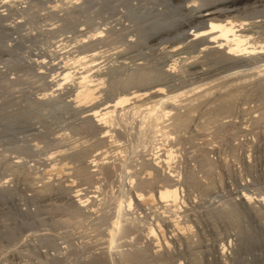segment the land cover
Here are the masks:
<instances>
[{"label":"rangeland","instance_id":"1","mask_svg":"<svg viewBox=\"0 0 264 264\" xmlns=\"http://www.w3.org/2000/svg\"><path fill=\"white\" fill-rule=\"evenodd\" d=\"M16 1L0 28V264H264V61L189 79L168 42L147 39L154 22L178 17L164 0H27L26 10ZM254 10L248 19H264V6ZM82 71L96 80L84 109L74 99ZM154 83L163 92L151 98ZM124 95L142 111L117 108L106 133L90 112ZM145 95L176 99L171 114L153 117ZM168 185L176 202L158 198Z\"/></svg>","mask_w":264,"mask_h":264},{"label":"bare ground","instance_id":"2","mask_svg":"<svg viewBox=\"0 0 264 264\" xmlns=\"http://www.w3.org/2000/svg\"><path fill=\"white\" fill-rule=\"evenodd\" d=\"M106 1V0H105ZM113 1V0H112ZM117 1V0H116ZM129 1V0H128ZM127 1V2H128ZM138 1V0H137ZM137 1H135V2H137ZM140 1V0H139ZM144 1V0H143ZM148 1V0H147ZM146 1V2H147ZM155 1V0H154ZM165 2H166V5L167 4H169L171 7H172V5H174L173 6V8L175 9V11L177 12V16L178 17H176V19L174 18V20H171V19H167V21L168 20H170V23L169 24H167V25H165V22H164V25H163V27H162V23H161V27H160V25L157 27L156 25H154L155 24V22H154V24H152L153 22H151V24H152V26L153 27H151V29H150V31H149V34H148V42L150 41V42H157L158 41V44L159 43H163V41H165V42H168L169 44L167 45L166 43H165V46L167 47V48H163V49H166V50H164V51H166V52H168V53H170L171 55H179V61H180V63L181 64H183L182 66H181V68L180 69H182L183 67H185L184 69L186 70V72H187V75L186 76H191V77H189V79L190 78H192V76L193 75H197V76H199V75H207V74H221V72H224V71H228V70H230V69H233V68H235V66H247L248 67V64L249 63H251L252 61L254 62V61H256V62H258V61H264V46L262 45H260L259 44V46H255L256 44H254L253 42L255 41V39H254V37L256 38V35L254 36V37H252L251 35H252V33H256L257 32V28H260V27H262V26H264V19H248L247 18V16H248V14L250 13V12H254V11H256V10H254V9H256V7H262V6H264V0H164ZM134 2V3H135ZM152 2H153V0H152ZM156 2V1H155ZM154 2V3H155ZM159 2V1H158ZM123 3V2H122ZM126 3V1L124 2V4ZM132 3V2H131ZM133 3V4H134ZM160 3V2H159ZM73 4V3H72ZM128 4H129V2H128ZM128 4H126V5H128ZM138 5H139V3H137ZM141 4V3H140ZM143 4V3H142ZM141 4V5H142ZM163 5V3L161 2L160 3V5ZM165 4V3H164ZM107 5V4H106ZM130 5V4H129ZM128 5V6H129ZM155 5H156V3H155ZM154 5V6H155ZM133 6V5H132ZM164 6V5H163ZM108 7V6H107ZM130 7H131V5H130ZM138 7V6H137ZM142 7H146V3H145V5H143ZM141 7V8H142ZM151 7H152V5H151ZM166 7H168V6H166ZM171 7H169V8H171ZM127 8V7H126ZM126 8H125V10H126ZM147 8L149 9V6H147ZM168 8V9H169ZM131 9V8H130ZM148 9H147V11H148ZM172 9V8H171ZM259 9V8H258ZM132 10V9H131ZM142 10H144V9H142ZM141 10V11H142ZM145 10H146V8H145ZM260 10V9H259ZM259 10L257 11V12H259ZM149 11H150V9H149ZM148 11V12H149ZM174 11V10H173ZM172 11V12H173ZM140 12V11H139ZM144 12V11H143ZM171 12V11H170ZM262 12V11H261ZM264 12V11H263ZM141 13V12H140ZM150 13V12H149ZM175 13V12H174ZM143 14V13H142ZM240 14H244L246 17L243 19H235L234 20V18H237V16H240ZM106 15V14H105ZM144 16V15H143ZM142 16V17H143ZM170 16H171V14H170ZM173 16V15H172ZM171 16V17H172ZM252 16V15H251ZM255 16V15H254ZM142 17L140 16V18L142 19ZM170 17V18H171ZM174 17V16H173ZM172 17V18H173ZM244 17V16H243ZM255 17H257V16H255ZM264 17V16H263ZM144 18V17H143ZM163 18H165V17H163ZM239 18V17H238ZM241 18V17H240ZM146 20V19H145ZM150 20V19H149ZM165 20V19H164ZM106 21V20H105ZM141 21V20H140ZM172 21V22H171ZM143 22V21H142ZM169 22V21H168ZM146 23V22H145ZM158 23V22H157ZM160 23V22H159ZM148 24V23H147ZM144 26V25H143ZM145 26H146V24H145ZM142 27V26H141ZM147 29V28H146ZM103 30V29H102ZM100 32V31H99ZM99 32H97L98 33V36L100 35V33ZM146 32V31H145ZM147 32H148V30H147ZM259 32V31H258ZM92 34V33H91ZM264 34V33H263ZM86 35V34H85ZM94 37H96L97 35L96 34H92ZM92 35H89V37H91ZM147 35V34H146ZM89 37H87L88 39H89ZM94 37H92V39L94 38ZM86 38V39H87ZM257 38H258V36H257ZM257 38H256V40H257ZM80 39V38H79ZM91 38H90V40H92ZM96 38H94V40H95ZM144 39L146 40V38L144 37ZM253 39H254V41H253ZM102 40V39H101ZM79 41H81L78 45H79V47H83L84 45H86L87 46V44H84L83 46H81V44L82 43H84L85 41H87V40H84V42H82V40L80 39ZM78 41V42H79ZM89 41V40H88ZM88 41L86 42V43H88ZM93 41V40H92ZM92 41H90L91 43H92ZM98 41V40H97ZM147 41V40H146ZM77 42V41H76ZM96 42V41H95ZM94 42V43H95ZM257 43H259L258 42V40L256 41ZM90 43V44H91ZM97 43V42H96ZM90 44H89V46H90ZM157 44V43H156ZM94 45V44H93ZM92 45V46H93ZM144 45V44H143ZM143 45H142V48H143ZM153 45H154V43H153ZM150 46H152L151 44H150ZM149 46V47H150ZM155 46V45H154ZM157 46H159V45H157ZM162 45H160V47H161ZM165 46H163V47H165ZM153 47V46H152ZM150 48V49H158V48ZM75 48H77V46L75 47ZM84 48H85V46H84ZM162 48V47H161ZM80 49V48H79ZM83 49V48H82ZM93 50H94V48H92ZM92 49L90 50V51H92ZM114 49V48H113ZM112 49V50H113ZM163 49H159L160 51L161 50H163ZM97 50V49H96ZM111 50V49H110ZM118 50V49H117ZM116 50V51H117ZM125 50V49H124ZM136 51L138 50V49H135ZM135 50H133V51H135ZM130 51V50H129ZM139 51V50H138ZM164 51H161V52H164ZM83 52H85V50L83 51ZM93 52V51H92ZM113 51H111L110 53H112ZM114 52H115V50H114ZM118 52V51H117ZM122 52V51H121ZM159 52V51H158ZM78 53V52H77ZM94 53H95V51H94ZM94 53H90V54H88V58H89V55H90V58H94L95 57V55H94ZM96 53H98V52H96ZM109 53V52H108ZM123 53H124V51H123ZM127 53V52H126ZM146 53V52H145ZM160 53V52H159ZM82 54V53H81ZM100 54V53H99ZM106 54V53H105ZM114 54V53H113ZM113 54H111V56L113 55ZM115 54H116V52H115ZM119 54H120V50H119ZM166 55H167V53H165ZM212 54H217V56H218V58H219V60H218V64H216L217 66L216 67H214V66H212L211 64V66H209V65H205V64H203L202 62H201V60L200 59H202V58H205L206 56H210V55H212ZM94 55V57H92ZM121 55H123V54H121ZM78 56V55H77ZM85 56V55H84ZM80 57H82V55L80 56ZM97 57H99V56H97ZM119 57H122V56H119ZM125 57V56H124ZM169 57H170V55H169ZM79 58V57H78ZM77 58V59H78ZM89 58V59H90ZM116 58V57H115ZM126 58V57H125ZM124 58V59H125ZM166 59H167V57H165ZM165 58H163L164 60H166ZM172 58H173V56H172ZM171 58V59H172ZM175 58V57H174ZM75 59H76V57H75ZM81 59H83V57L81 58ZM85 59H87V58H85ZM104 59V58H103ZM114 59V58H113ZM122 59V58H121ZM127 59V58H126ZM170 59V60H171ZM216 59V58H215ZM80 60V59H79ZM93 60H96V59H93ZM108 60V59H107ZM115 60V59H114ZM120 60V59H119ZM138 60V59H137ZM81 61V60H80ZM79 61V62H80ZM163 61V60H162ZM161 61V62H162ZM176 61H178V58H177V60ZM75 62H76V60H75ZM95 62V61H94ZM94 62H92V64L93 65H96L97 63H94ZM118 62V61H117ZM161 62H160V64H161ZM213 62H216L217 63V60L216 61H214L213 60ZM212 62V63H213ZM74 63V62H73ZM113 63V62H112ZM134 63H135V61H134ZM141 63V62H140ZM164 63V62H163ZM163 63H162V65H163ZM166 63H168V62H166ZM173 63H174V60H173ZM179 63V62H178ZM179 63V64H180ZM262 63H264V62H262ZM118 64V63H117ZM116 64V65H117ZM137 64H139V63H137ZM158 64V63H157ZM208 64V63H207ZM256 63H254V65H255ZM259 64H260V62H259ZM90 65V64H89ZM92 65V66H93ZM102 65V67L100 68V66ZM104 65L105 64H99L98 63V65H96V67L98 68V70L100 69V70H102V69H104ZM121 65V64H120ZM135 65H136V63H135ZM169 65H170V63H169ZM252 65V64H251ZM251 65H250V67H251ZM87 66V65H86ZM138 66V65H137ZM158 66V65H157ZM262 66H263V64H262ZM262 66H261V68H262ZM83 67V66H82ZM90 67V66H89ZM95 67V68H96ZM111 67V66H110ZM109 67V68H110ZM159 67H161L162 68V66L160 65ZM171 67V66H170ZM170 67H168V68H170ZM249 67V68H250ZM254 67V66H253ZM68 68H69V66H68ZM80 68V67H79ZM97 68H96V70H97ZM134 68V67H133ZM167 68V70H166V68H165V70H166V72L169 70ZM246 68V67H245ZM264 68V67H263ZM92 69V68H91ZM108 69V68H107ZM160 69V68H159ZM64 70V69H63ZM66 70V69H65ZM78 70V69H77ZM92 70H94V68L92 69ZM92 70H91V72H92ZM97 70V71H98ZM156 70H158V69H156ZM170 70H172V68L170 69ZM238 70H240V69H238ZM252 70V69H251ZM257 70V69H256ZM262 70H264V69H262ZM261 70V71H262ZM88 71V70H87ZM89 71H90V69H89ZM109 71V70H108ZM111 71V70H110ZM151 71V70H150ZM178 71V70H177ZM235 71V70H234ZM234 71H232V72H234ZM246 71H247V69H246ZM253 71V70H252ZM258 71V70H257ZM66 71H64L63 73V78L65 77V78H67V75L69 74L68 72L67 73H65ZM78 72V71H77ZM183 72H185V71H183ZM182 72V73H183ZM229 72V71H228ZM241 72H242V70H241ZM248 72V71H247ZM82 73H83V71L82 72H80V76H78V78H79V80H78V78H77V82H76V84H77V88H76V93H75V95H74V99H75V103H76V108H83L84 109V106H90L91 104H95V101H94V99H95V97H96V93L94 92V90H95V84H92V81H95L96 82V80H90L89 79V76H88V74H86V75H82ZM94 73V72H93ZM92 73V74H93ZM103 73V72H102ZM106 73V72H105ZM113 73V72H112ZM142 73V72H141ZM150 73V72H149ZM152 73V72H151ZM163 73V72H162ZM165 73V72H164ZM172 73V72H171ZM77 74V73H76ZM96 74H98V73H96ZM95 73H94V75H96ZM146 74V73H145ZM169 74H170V72H169ZM175 74H177V73H175ZM152 75V74H151ZM161 75V74H160ZM182 75H184V74H182ZM140 76H142L141 74H140ZM144 76H146V75H144ZM152 76H154V75H152ZM159 76V75H158ZM170 76H171V74H170ZM180 76V75H179ZM211 76V75H210ZM131 77V76H130ZM137 77V76H136ZM138 77H139V74H138ZM163 77H166L165 75L163 76ZM196 77V76H195ZM194 77V78H195ZM63 78H61V79H63ZM70 78V77H69ZM97 78H98V75H97ZM96 78V79H97ZM134 78V77H133ZM141 78V77H140ZM146 78V77H145ZM150 78V77H149ZM156 78H157V76H156ZM161 78H162V76H161ZM168 78V77H167ZM172 78V77H171ZM98 79H100V78H98ZM142 79V78H141ZM166 79V78H165ZM174 79V78H173ZM228 79V78H227ZM65 80V79H64ZM63 80V81H64ZM67 80V79H66ZM102 80V79H101ZM105 80V79H104ZM131 80H132V78H131ZM138 80H140V79H138ZM137 80V82H140V81H138ZM167 80V79H166ZM63 81H61V82H63ZM98 81V80H97ZM147 81V80H146ZM148 81H149V79H148ZM75 82V81H74ZM132 82V81H131ZM143 82V81H142ZM145 82V81H144ZM91 83V84H90ZM94 83V82H93ZM98 83V82H97ZM96 83V84H97ZM103 83V82H102ZM141 83V82H140ZM176 83V82H175ZM55 84H57V83H55ZM61 83H58V85H60ZM99 84V83H98ZM137 84H139V83H137ZM152 83H150V85H151ZM93 85V86H92ZM134 85H136V82H135V84ZM141 85V84H140ZM139 85V86H140ZM143 85V84H142ZM142 85H141V87H142ZM97 86V85H96ZM138 86V87H139ZM147 85L145 84V87H146ZM148 86H149V84H148ZM161 86V85H160ZM179 86V85H178ZM59 87V86H58ZM62 88V87H61ZM146 88H148V87H146ZM146 88H142V89H145L146 90ZM161 88V87H160ZM160 88H159V83L157 84V83H154L152 86H150V88H148V89H153L150 93H149V95H151V98L152 97H156V96H158V94H160L159 93V91H160ZM162 89V88H161ZM55 90V89H54ZM205 90V89H204ZM74 91V90H73ZM136 91V90H135ZM139 91V90H138ZM138 91H136L137 92V94L139 93ZM140 91H141V88H140ZM147 91V93L149 92L148 90H146ZM203 91V90H202ZM71 92V91H70ZM97 92V91H96ZM133 92V91H132ZM142 92H144L143 90H142ZM142 92H140L139 93V95L141 94L142 95ZM162 92H163V89H162ZM181 92V91H180ZM183 92H185V91H183ZM130 93V92H129ZM133 93H135V92H133ZM144 93H146V92H144ZM146 93V94H147ZM193 93V92H192ZM125 94V93H124ZM45 95V94H44ZM126 95V94H125ZM125 95L124 96H121L120 98H117V101H115L114 103H105V104H103V107H102V105H100V108H97L98 110H96V108H95V110L93 111L92 109H93V107H95L96 105H94V106H91L90 107V109H88L87 111H93V112H90V114H91V116L92 115H94L95 117H96V119H94V120H96V124L101 128V123H103L102 125H105V123H109V122H111V120L110 119H112L113 117L114 118H116L115 116V112H117L118 110H117V108H119L120 110H121V112L125 109L126 111L129 109V110H134V111H137V109H139V111H142L141 109V105L140 104H142V103H144V101L143 100H141L140 99V101H138V99L139 98H137V96L139 97V95H136V99H137V101H138V103H139V105H132L131 103L133 102V100H129V99H127V96L125 97ZM129 95V94H128ZM133 95V94H132ZM176 94H174V96H171L170 98L172 99V97H176L175 96ZM178 95V94H177ZM202 95V94H201ZM49 96V95H48ZM101 96V95H100ZM142 96H144V95H142ZM146 96H148V95H145V98L144 99H146ZM131 97V96H130ZM159 97V96H158ZM69 98V97H68ZM72 98V97H71ZM134 98V97H133ZM149 98V96L147 97V99ZM165 98H166V96H165ZM165 98H163V96H162V98H153V101H151L150 99H148V100H150L151 102H150V106H149V104H148V106H146L145 108H144V105H147V103L145 102V104L142 106L143 108H144V110L146 109L148 112H153V113H155V115L153 116V117H155L156 119L158 118V117H161V116H165V114L167 115V114H169L171 111H170V109H165L166 107H168V105H172V101H176V99H174V100H169L168 98H167V100H165L164 101V99ZM232 98V97H231ZM136 99H134V101L136 100ZM142 99H143V97H142ZM111 100V99H110ZM225 102H227L228 100H227V98L226 99H223ZM227 100V101H226ZM229 100H230V98H229ZM91 102L90 103V105H86V104H84L85 102ZM92 101H94V103H92ZM128 101H131V103H130V105H128L129 103H127ZM143 101V102H142ZM224 101H220V102H223V103H221V104H225L224 103ZM70 102V101H69ZM98 102V101H97ZM136 102V101H135ZM135 102H133V103H135ZM140 102H142V103H140ZM184 102V101H183ZM219 102V103H220ZM228 102H230V101H228ZM227 102V103H228ZM73 103V102H72ZM104 103V102H103ZM68 104V103H67ZM98 104V103H97ZM126 106H125V105ZM137 104V103H136ZM230 104V103H229ZM228 104V105H229ZM105 105H107V106H105ZM179 105V104H178ZM228 105L226 106H224L225 108H228ZM83 106V107H82ZM98 106V105H97ZM175 106V105H174ZM65 107V106H64ZM73 107V106H72ZM101 107H102V109H101ZM220 107H221V105H220ZM86 108V107H85ZM141 108V109H140ZM170 108H172V107H170ZM192 108V107H191ZM222 108V107H221ZM59 109V108H58ZM100 109V110H99ZM74 110H75V107H74ZM73 110V111H74ZM86 110V109H85ZM117 110V111H116ZM125 110H124V112H125ZM128 110V111H129ZM145 110V111H146ZM82 112L81 113H83V111L84 110H81ZM139 111H137V112H139ZM144 111V112H145ZM170 111V112H169ZM79 112H80V110H79ZM130 112V111H129ZM136 112V113H137ZM147 112V113H148ZM161 112V113H160ZM87 113V112H86ZM113 113H114V115L115 116H113ZM132 113V112H131ZM160 113V114H159ZM80 114V113H79ZM78 114V115H79ZM120 114V113H119ZM123 114V113H122ZM134 114H135V112H134ZM141 114H143V113H141ZM146 114V113H145ZM171 114V113H170ZM88 115L89 114H87L86 116L88 117ZM121 115V114H120ZM125 115V114H124ZM138 115V114H137ZM147 115V114H146ZM86 116H85V118H86ZM90 116V115H89ZM94 116H92V117H94ZM113 116V117H112ZM135 116V115H134ZM143 116H145V115H143ZM177 116V115H176ZM184 116V115H183ZM82 117H84V115L82 116ZM112 117V118H111ZM117 117H119V116H117ZM171 117V116H170ZM174 117H175V114H174ZM91 118V117H90ZM141 118H143V117H141ZM151 116H150V120H151ZM176 118V117H175ZM177 118H178V116H177ZM180 118V117H179ZM193 118V117H192ZM84 119V118H83ZM172 119H173V116H172ZM86 120V119H85ZM93 120V119H92ZM110 120V121H109ZM113 120V119H112ZM116 120V119H115ZM149 120V121H150ZM159 120V119H158ZM186 120V119H185ZM185 120H184V122H185ZM89 121V120H88ZM120 121V120H119ZM140 121V120H139ZM145 121V120H144ZM143 121V122H144ZM148 121V120H147ZM152 121H153V119H152ZM156 121V120H155ZM155 121H153V122H155ZM173 121H175V122H178V121H176V120H173ZM172 121V122H173ZM90 122V121H89ZM115 122V121H114ZM125 122H127V121H125ZM151 122V121H150ZM153 122H151V123H153ZM160 122H162V120L160 121ZM174 122V124H176ZM140 123V122H139ZM145 123V122H144ZM147 123H149V122H147ZM158 123V122H157ZM180 123H182L181 122V120H180V122H179V124ZM189 123V122H188ZM110 124V123H109ZM114 124V123H113ZM117 124V123H116ZM116 124H114V125H116ZM150 124V123H149ZM154 124V123H153ZM173 124V123H172ZM178 124V123H177ZM176 124V125H177ZM184 124V123H183ZM185 124H186V122H185ZM152 125V124H151ZM97 126V127H98ZM153 126V125H152ZM155 126H156V123H155ZM179 126V125H178ZM105 127V126H104ZM151 127V126H150ZM180 127V126H179ZM103 128V127H102ZM101 128V129H102ZM156 128H157V126H156ZM98 130H99V128H98ZM103 131H105L104 129H102ZM102 131V132H103ZM107 131L108 130H106L105 132L107 133ZM155 131H157V129H155ZM154 130H153V132H155ZM160 131H162V130H160ZM100 133V132H99ZM103 134V133H102ZM105 134V133H104ZM106 137V136H105ZM101 140V139H100ZM112 141V140H111ZM156 143V142H155ZM155 145V144H154ZM161 145V144H160ZM119 146V145H118ZM84 149V148H83ZM169 155V154H168ZM170 156V155H169ZM78 157V156H77ZM100 159V158H99ZM17 161V160H16ZM165 161V160H164ZM100 162V161H99ZM101 162H103V161H101ZM14 163H16V162H14ZM89 166V165H88ZM96 168V167H95ZM9 169H10V167H9ZM55 169V168H54ZM60 171V170H59ZM128 174V173H127ZM154 176V175H153ZM172 176V175H171ZM194 177V176H193ZM171 179V178H170ZM169 180V179H168ZM139 181V180H138ZM160 182V181H159ZM127 183V182H126ZM145 184V183H144ZM175 184V183H174ZM129 185V184H128ZM129 187V186H128ZM68 188V187H67ZM126 189V188H125ZM66 190V189H65ZM125 192V191H124ZM76 195V194H75ZM128 195V194H127ZM158 198L160 199V200H163V201H165L166 200V202H167V200H169V201H172V202H176L177 201V188H176V186L175 185H168V187L166 186V187H163L161 190H159L158 191ZM242 196H244V197H241V198H243V202L244 203H247V204H249L248 202L251 200V197L250 196H248L247 194H243ZM147 197V196H146ZM127 199V198H126ZM136 200L138 201V202H140V201H142V203L144 202V201H146V200H148V201H152V200H154L153 198H152V196H150L149 195V197H147V198H144L143 197V195H141V194H138L137 195V198H136ZM241 200V199H240ZM70 201H72V200H70ZM77 201V200H76ZM85 201V200H84ZM121 201V200H120ZM259 201H261V200H259ZM80 202L81 201H79L78 200V206H79V204H80ZM128 202V201H127ZM154 202V201H153ZM241 202V201H240ZM165 203V202H164ZM252 203V202H251ZM256 203H257V201H256ZM260 203V202H259ZM83 204V203H82ZM82 204H80V206H83ZM128 204H130V202H128ZM139 204V203H138ZM145 204V203H144ZM162 204V203H161ZM171 204V203H170ZM140 205V204H139ZM143 205V204H142ZM147 205V204H146ZM165 205V204H164ZM80 206H79V208H80ZM246 206H248V205H246ZM250 206H251V204H250ZM250 206H248V207H250ZM253 207V206H252ZM262 207V206H261ZM79 208H75L76 210L75 211H77V210H80ZM129 208V207H128ZM251 208V207H250ZM172 209V208H171ZM130 217V216H129ZM173 217V216H172ZM177 219V218H176ZM167 220V219H166ZM168 220H169V218H168ZM149 221V220H148ZM177 223V222H176ZM175 223V224H176ZM146 224V223H145ZM132 225V224H131ZM168 225V224H167ZM159 227V226H158ZM130 228V227H129ZM185 228V227H184ZM183 228V229H184ZM151 229V228H150ZM159 229H161V228H159ZM173 229V228H172ZM177 229V228H176ZM177 231H179V230H177ZM190 231V230H189ZM149 232H150V234L152 235V233H154L153 232V230H152V233H151V231L149 230ZM162 232V231H161ZM171 233H172V231H171ZM181 233V232H180ZM163 234V233H162ZM172 234H174V233H172ZM185 234V233H184ZM188 234V233H187ZM183 235V234H182ZM168 237V236H167ZM177 237V236H176ZM190 237V236H189ZM164 239V238H163ZM192 241V240H191ZM165 242H167V241H165ZM150 244V243H149ZM166 244V243H165ZM167 244L169 245V243L167 242ZM163 246H165V245H163ZM133 254V253H132ZM146 254V253H145Z\"/></svg>","mask_w":264,"mask_h":264},{"label":"built area","instance_id":"3","mask_svg":"<svg viewBox=\"0 0 264 264\" xmlns=\"http://www.w3.org/2000/svg\"><path fill=\"white\" fill-rule=\"evenodd\" d=\"M38 1H40V0H37L36 2L38 3ZM16 4L19 7L18 8L19 10H26L29 3H27V0H17ZM9 6H10L9 0H6V1L0 0V28H6L7 27V24L2 23V21L4 19L3 17L5 16V13H6L5 10H7Z\"/></svg>","mask_w":264,"mask_h":264}]
</instances>
